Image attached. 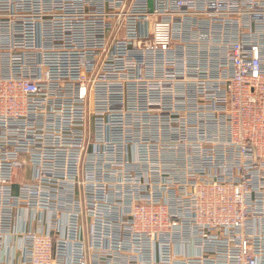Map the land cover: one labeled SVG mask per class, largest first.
<instances>
[{"label":"built area","instance_id":"built-area-1","mask_svg":"<svg viewBox=\"0 0 264 264\" xmlns=\"http://www.w3.org/2000/svg\"><path fill=\"white\" fill-rule=\"evenodd\" d=\"M0 264H264V0H0Z\"/></svg>","mask_w":264,"mask_h":264}]
</instances>
